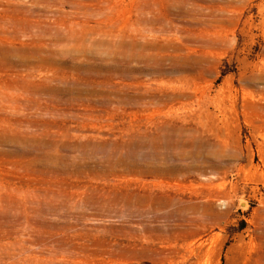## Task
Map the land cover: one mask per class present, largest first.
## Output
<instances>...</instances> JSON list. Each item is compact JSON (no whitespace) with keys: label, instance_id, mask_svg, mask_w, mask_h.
Returning <instances> with one entry per match:
<instances>
[{"label":"rangeland","instance_id":"rangeland-1","mask_svg":"<svg viewBox=\"0 0 264 264\" xmlns=\"http://www.w3.org/2000/svg\"><path fill=\"white\" fill-rule=\"evenodd\" d=\"M0 264H264V0H0Z\"/></svg>","mask_w":264,"mask_h":264}]
</instances>
